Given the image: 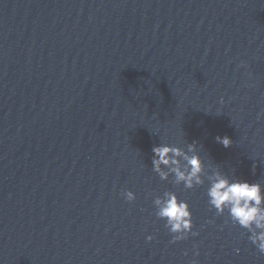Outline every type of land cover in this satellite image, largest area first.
Returning a JSON list of instances; mask_svg holds the SVG:
<instances>
[{
    "label": "water",
    "instance_id": "1",
    "mask_svg": "<svg viewBox=\"0 0 264 264\" xmlns=\"http://www.w3.org/2000/svg\"><path fill=\"white\" fill-rule=\"evenodd\" d=\"M262 114L264 0H0V264H264L207 197L264 188ZM193 142L203 184L152 170ZM166 192L197 235L172 242Z\"/></svg>",
    "mask_w": 264,
    "mask_h": 264
},
{
    "label": "clouds",
    "instance_id": "2",
    "mask_svg": "<svg viewBox=\"0 0 264 264\" xmlns=\"http://www.w3.org/2000/svg\"><path fill=\"white\" fill-rule=\"evenodd\" d=\"M241 67H245L241 64ZM264 115V114H262ZM216 141L225 148L231 146L227 136L216 137ZM152 170L162 180L169 175L175 177L176 183H182L191 189L203 184L204 163L197 152V142L188 145L187 151L169 144L152 147ZM207 197L209 205L220 215L227 210L231 220L250 232L249 240L257 250L264 254V188L260 183L232 181L219 171L209 176ZM128 202L135 200L131 191L122 193ZM158 208L157 216L166 221L165 227L173 235V243L184 240L192 232V215L187 202L182 201L173 192H166L164 199L154 201ZM147 239L151 241L152 236Z\"/></svg>",
    "mask_w": 264,
    "mask_h": 264
}]
</instances>
